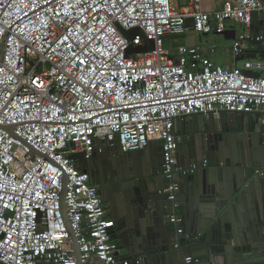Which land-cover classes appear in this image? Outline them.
Masks as SVG:
<instances>
[{"label":"built area","instance_id":"obj_1","mask_svg":"<svg viewBox=\"0 0 264 264\" xmlns=\"http://www.w3.org/2000/svg\"><path fill=\"white\" fill-rule=\"evenodd\" d=\"M211 1L0 0V264H141L120 257L116 220L71 157L105 146L137 151L157 137L170 180L160 193L183 223L176 176L195 165L176 163L183 139L176 120L221 110L264 114V74H255L264 60L228 68L200 46L166 44V36L191 31L228 33L230 21L251 26L264 10L263 0L214 9ZM249 43L264 44V34L238 35L234 56Z\"/></svg>","mask_w":264,"mask_h":264},{"label":"water","instance_id":"obj_2","mask_svg":"<svg viewBox=\"0 0 264 264\" xmlns=\"http://www.w3.org/2000/svg\"><path fill=\"white\" fill-rule=\"evenodd\" d=\"M259 16L260 11L255 12L254 20ZM134 31L124 33L129 37ZM200 35L191 31L166 39L180 38L196 45ZM226 38L234 40L235 35ZM149 49L135 47L136 51ZM260 53L264 58V50L257 52V58ZM245 58L253 57L237 61ZM223 111L222 133L214 126L201 128V121L213 123L211 113L178 119L183 139L176 163L184 168L195 165L193 172L176 176L180 184L177 202L184 217L180 224L171 217L173 201L160 193L170 180L163 169L155 167L151 142L137 151L109 148L94 155L71 156L80 169H93V174V163L105 161L107 201L117 223L113 234L129 259L142 258L141 264H186L188 255L198 253L200 264H264V122L256 125L259 117L251 116L256 113ZM247 122H255L249 131H245ZM153 140L157 146V137ZM65 195L64 188L61 202L66 213ZM73 238V252L80 259L79 244Z\"/></svg>","mask_w":264,"mask_h":264},{"label":"crops","instance_id":"obj_3","mask_svg":"<svg viewBox=\"0 0 264 264\" xmlns=\"http://www.w3.org/2000/svg\"><path fill=\"white\" fill-rule=\"evenodd\" d=\"M229 2H230V0H212L211 1L212 5H213V7H212L213 9L224 7ZM262 20H264V10H262L260 12L259 18L258 17L255 18V20L251 26L245 27L244 25H242L240 23L236 24L233 21H230L229 25H230V27L233 28L232 31H230L226 34H217V33L201 34L198 37V43L196 45L200 46L202 48V50H204V52L209 57H211V59L213 60V62L215 64H220V65L226 66L228 68H233L235 66L243 65L245 59L246 60H264L261 53H260V55H261L260 57L257 58V56H256L257 52L262 51L260 49H257L259 47L258 44L257 43H249L248 46L244 45L245 54H243L240 58H242L243 56H249V55L253 58H245L243 60L237 61L238 58H236L234 56V53H233V40H230V43H226L224 41V39H222V36L225 38V40H227V38H226L227 36H233V35H235V38H236L238 35L243 33L245 30H247L248 32L251 31L254 33L264 34V25H262L263 24ZM235 29L237 30L236 32H235ZM212 34H214L216 36H213ZM236 34H237V36H236ZM220 35H221V37H220ZM170 39H172V38H170ZM181 43H185V40L184 39L171 40L170 45L171 46H177ZM214 45L216 46L215 52L212 51V48H214ZM260 72H262L264 74V70H260ZM255 113H256L255 116H253V115H251V116L253 118L259 117V122H258V124L256 123V125H258L259 127L263 126L264 114L261 112H255ZM207 115H206V117L212 116L213 123L209 124V122L206 123L204 121L203 122L201 121V128L202 129H206V128L210 129V128H212V126H214L217 128V133H222V126H223V122H224L223 115H225L224 111L221 110V111H217L215 113H211L209 116H207ZM194 117H196V116L194 115V116H191L188 118H194ZM178 124L182 125V122L180 120L179 121L176 120V128H177ZM254 125H255V122H253V123L250 122V124H249V122H247V125L245 127V131H249L251 129L250 127H254ZM233 129H234V126H233ZM193 130H197V125L196 126L194 125ZM102 142H104V141H102ZM153 142H154V140H151V143L153 145L152 147H154L153 149L156 150L157 146H154ZM157 145H158V141H157ZM106 149L108 150L109 147L105 146V148L103 149L104 150L103 152H105ZM109 216L113 217L110 212H109ZM127 252L128 251L126 249H124V248L122 249V253H121L122 258H128V256L125 255V254H128ZM193 255L200 257V255H198V253L193 254ZM136 258H139V257H136Z\"/></svg>","mask_w":264,"mask_h":264},{"label":"flooded vegetation","instance_id":"obj_4","mask_svg":"<svg viewBox=\"0 0 264 264\" xmlns=\"http://www.w3.org/2000/svg\"><path fill=\"white\" fill-rule=\"evenodd\" d=\"M95 153H98V152L96 151L93 152V155ZM154 157H155L154 158L155 167L162 169L164 160H163V151H162L160 141L158 142V145L156 147ZM104 165H105V161L102 159H99L98 162L93 163V166L96 168V172L93 174V169H90V168L88 169V171L91 174L92 181L97 185L99 193L102 194L105 205L110 211L109 202L107 201V199L109 198V194L107 191V187L104 184L105 181L107 180V176L104 173V167H105ZM138 167H140V165Z\"/></svg>","mask_w":264,"mask_h":264},{"label":"rangeland","instance_id":"obj_5","mask_svg":"<svg viewBox=\"0 0 264 264\" xmlns=\"http://www.w3.org/2000/svg\"><path fill=\"white\" fill-rule=\"evenodd\" d=\"M213 36H216V35H214V34H212ZM219 37V36H218ZM220 37H221V35H220ZM180 38H173V39H167L166 40V44L167 45H170V42H171V40H179ZM222 39H224V41L226 42V43H230V40H225V38L222 36Z\"/></svg>","mask_w":264,"mask_h":264},{"label":"trees","instance_id":"obj_6","mask_svg":"<svg viewBox=\"0 0 264 264\" xmlns=\"http://www.w3.org/2000/svg\"><path fill=\"white\" fill-rule=\"evenodd\" d=\"M257 44L259 46L257 49L264 50V44H262V43H257ZM244 52H245V50H244Z\"/></svg>","mask_w":264,"mask_h":264},{"label":"clouds","instance_id":"obj_7","mask_svg":"<svg viewBox=\"0 0 264 264\" xmlns=\"http://www.w3.org/2000/svg\"><path fill=\"white\" fill-rule=\"evenodd\" d=\"M253 20H254V18H253ZM254 22V21H253ZM226 34V33H225ZM235 40V39H234Z\"/></svg>","mask_w":264,"mask_h":264}]
</instances>
